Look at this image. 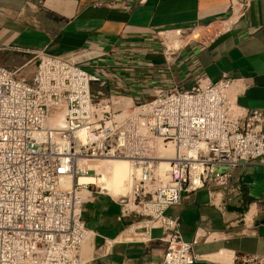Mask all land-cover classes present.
<instances>
[{
	"label": "built area",
	"instance_id": "built-area-1",
	"mask_svg": "<svg viewBox=\"0 0 264 264\" xmlns=\"http://www.w3.org/2000/svg\"><path fill=\"white\" fill-rule=\"evenodd\" d=\"M249 4L230 0L214 34L230 30ZM14 50L32 58L13 68L0 65V264H90L95 233L81 220L79 193L90 184L77 178L94 175L84 166L93 158L128 163L129 193L114 198L119 218L127 220L120 241L146 243L158 229V264L203 260L181 238L179 219L165 211L197 190L216 206L238 166L258 165L264 174V109L241 106L232 79L222 74L212 81L199 68L189 88L155 87L135 101L113 87L101 90L111 74L94 61L105 52ZM174 52V44L163 51L165 63ZM34 59L30 73L20 75ZM238 258L239 264L264 263L255 255Z\"/></svg>",
	"mask_w": 264,
	"mask_h": 264
},
{
	"label": "crops",
	"instance_id": "crops-1",
	"mask_svg": "<svg viewBox=\"0 0 264 264\" xmlns=\"http://www.w3.org/2000/svg\"><path fill=\"white\" fill-rule=\"evenodd\" d=\"M249 3L230 30L215 35L230 0H0V65L13 68L30 59L14 47L51 55L89 48L108 54L94 61L109 66L104 92L113 87L142 100L155 87L189 88L199 68L212 81L222 74L232 79L241 106L264 109V0ZM175 31L177 48L167 64L163 51L168 46L162 43V48L158 36L169 38L167 33ZM232 176L229 194H222L216 206L205 190H197L165 211L179 219L181 238L204 256L193 264H239L241 255L264 259L263 169L241 165ZM79 193L85 198L81 220L95 233L90 264L160 262L158 229L150 231L146 243L120 241L127 220L119 218L116 200L97 191Z\"/></svg>",
	"mask_w": 264,
	"mask_h": 264
},
{
	"label": "bare ground",
	"instance_id": "bare-ground-1",
	"mask_svg": "<svg viewBox=\"0 0 264 264\" xmlns=\"http://www.w3.org/2000/svg\"><path fill=\"white\" fill-rule=\"evenodd\" d=\"M167 33V32H166ZM169 38H164L167 46L173 43L174 33H167ZM163 35V34H162ZM82 138L83 132H77ZM94 163H86L85 167L94 171V175L78 176V184H90L102 190L113 198L125 196L129 193V184L127 182L128 163L121 159L112 158H93ZM72 184V178H70Z\"/></svg>",
	"mask_w": 264,
	"mask_h": 264
},
{
	"label": "rangeland",
	"instance_id": "rangeland-1",
	"mask_svg": "<svg viewBox=\"0 0 264 264\" xmlns=\"http://www.w3.org/2000/svg\"><path fill=\"white\" fill-rule=\"evenodd\" d=\"M163 36H165V35H159L158 36V42H160L161 44L164 43V45L167 47V44H166L167 42H165V39L163 38ZM176 39H177V37H176ZM169 45H172V44L170 43ZM162 48H163V44H162ZM175 48H177V47H175ZM29 57L32 58V55H29ZM35 61L36 60L34 59L30 63H28L27 65H25L24 67H22L19 70L20 75H24V76L26 75L27 76L30 73V71L32 70V68L34 67ZM92 163H94V162H92ZM87 190H90V191H98L99 188H97V186L95 187L94 185H90V186H88V189Z\"/></svg>",
	"mask_w": 264,
	"mask_h": 264
}]
</instances>
